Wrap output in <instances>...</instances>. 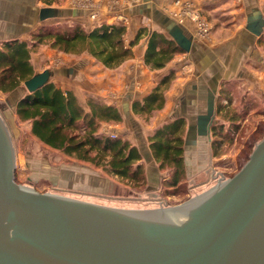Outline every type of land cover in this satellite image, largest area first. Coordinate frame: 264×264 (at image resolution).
Here are the masks:
<instances>
[{
    "label": "crops",
    "instance_id": "0c3cea01",
    "mask_svg": "<svg viewBox=\"0 0 264 264\" xmlns=\"http://www.w3.org/2000/svg\"><path fill=\"white\" fill-rule=\"evenodd\" d=\"M185 4L208 24V34H202L198 21L183 12ZM46 7L54 8V15L43 17L41 11ZM118 21L128 25L127 39L135 37L141 26L160 30L172 38L171 32L179 28L191 41L190 50L178 53L165 68L151 69L144 62L148 42V37H144L133 48L132 57L118 67L107 68L88 54L81 56L45 46L32 53L34 69L36 73L42 70L37 59L45 61V68L51 71L50 80L64 91H73L84 106L88 95L116 105L123 120L103 123L102 127L105 131L114 128L130 139L134 132L149 179L159 177L160 169L145 131L184 118L189 177L195 169L205 168L207 158L213 157V124L228 125L235 120L240 123L235 131L238 133L247 114L234 119L227 116V111L246 112L256 103L255 99L264 102V0H0V47L16 38L31 40L41 25L79 22L90 28L101 22ZM170 68L176 69V78L165 91V106L154 112L150 123H144L132 103L149 94ZM18 88L9 93L17 96L14 109L26 92H18ZM220 97L223 108L218 114ZM62 171L66 180L72 170ZM89 176L100 175L93 172ZM91 183L85 189L98 188V182ZM69 186L75 187L74 183Z\"/></svg>",
    "mask_w": 264,
    "mask_h": 264
},
{
    "label": "water",
    "instance_id": "95a60500",
    "mask_svg": "<svg viewBox=\"0 0 264 264\" xmlns=\"http://www.w3.org/2000/svg\"><path fill=\"white\" fill-rule=\"evenodd\" d=\"M171 33L190 50L179 28ZM50 75L49 69L35 73L18 92L35 91ZM15 169L0 114V264H264V135L233 176L157 208L39 191L19 183Z\"/></svg>",
    "mask_w": 264,
    "mask_h": 264
},
{
    "label": "trees",
    "instance_id": "16d2710c",
    "mask_svg": "<svg viewBox=\"0 0 264 264\" xmlns=\"http://www.w3.org/2000/svg\"><path fill=\"white\" fill-rule=\"evenodd\" d=\"M64 23L41 25L31 40L16 38L4 42L6 47H0L1 92L9 94L36 73L32 53L46 45L65 53L88 54L107 68L118 67L132 57L133 48L144 37H148L144 62L151 69L165 68L178 53L185 52L174 38L147 26L139 27L135 37L127 39L128 25L122 21L101 22L90 28L79 22ZM175 78L176 69L170 68L149 94L133 101L134 112L150 119L155 111L165 106V91ZM222 108L220 97L218 114ZM15 113L19 121H30L31 134L42 144L137 188L147 184L145 157L139 145L129 138L112 136L102 127L103 123L123 120L122 111L116 105L88 95L87 106H84L73 91H64L49 80L35 91L27 90L18 99ZM226 114L235 119L244 118L246 112L240 109ZM185 123L184 118H176L156 127L148 136L152 156L159 169L165 172L164 194L171 196L186 194ZM239 127L240 123L235 120L228 125L224 122L213 124L212 149L216 157L221 155L224 143ZM256 133L263 137L264 123L257 126ZM251 145L253 148L255 143Z\"/></svg>",
    "mask_w": 264,
    "mask_h": 264
},
{
    "label": "rangeland",
    "instance_id": "374dc122",
    "mask_svg": "<svg viewBox=\"0 0 264 264\" xmlns=\"http://www.w3.org/2000/svg\"><path fill=\"white\" fill-rule=\"evenodd\" d=\"M61 24L65 25L66 23L61 22ZM44 47H41L40 50ZM36 62L40 63L39 67L42 69L40 72L46 69L45 61L41 63L40 59H37ZM16 100L15 94L0 93V114L12 136L16 155L15 176L19 183L43 192L60 193L125 208H157L174 205L209 189L217 183L222 175L225 178L233 176L241 168L240 164L246 162L244 161L245 156L251 153V149L253 150L251 142L256 144L262 138L257 135L256 129L257 126L264 123V102H258L255 99L256 103L246 109L247 115L241 122L242 129L238 133L234 132L232 138L224 143L221 155L216 157L212 154L213 157L207 158L205 168L195 169L194 172H196L189 177L186 174L184 180L186 194L171 196L164 194L165 187L162 183L164 171L160 170L159 177L148 178L144 187L137 188L126 180L106 174L89 163L79 161L42 144L31 134L30 121L18 120L14 109ZM138 117L142 122L150 123V119L147 120L146 116L138 115ZM146 129L147 127H145ZM154 129L151 132H145L150 134ZM108 131L122 136L114 128H109ZM142 131L144 132V130ZM137 139L132 132L130 140L137 143ZM65 168L72 171H69L68 178L63 180L65 173L62 170ZM93 172L99 174V178L90 177L89 175L93 176ZM93 181L94 183L98 182L97 190L85 189ZM69 183H74L75 187L69 186Z\"/></svg>",
    "mask_w": 264,
    "mask_h": 264
},
{
    "label": "built area",
    "instance_id": "2783aa9c",
    "mask_svg": "<svg viewBox=\"0 0 264 264\" xmlns=\"http://www.w3.org/2000/svg\"><path fill=\"white\" fill-rule=\"evenodd\" d=\"M183 12H189L197 21H198V26H199V31L202 33V34H208L210 32V29L208 27V24L204 21V20H201L199 15L197 13H194L191 9H190V6L185 4V9H183ZM112 136H116L115 133H111Z\"/></svg>",
    "mask_w": 264,
    "mask_h": 264
}]
</instances>
